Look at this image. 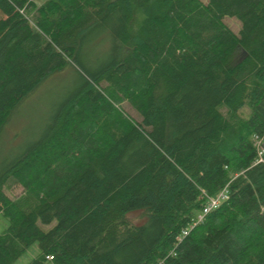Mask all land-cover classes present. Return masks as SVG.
I'll list each match as a JSON object with an SVG mask.
<instances>
[{
	"label": "trees",
	"instance_id": "16d2710c",
	"mask_svg": "<svg viewBox=\"0 0 264 264\" xmlns=\"http://www.w3.org/2000/svg\"><path fill=\"white\" fill-rule=\"evenodd\" d=\"M0 13V134L50 75L68 66L82 79L0 163V264L35 242L29 264H264L253 143L264 132V0H0ZM89 93L113 109L94 117ZM11 179L25 189L17 199L4 191ZM226 185L178 242L203 191Z\"/></svg>",
	"mask_w": 264,
	"mask_h": 264
},
{
	"label": "rangeland",
	"instance_id": "374dc122",
	"mask_svg": "<svg viewBox=\"0 0 264 264\" xmlns=\"http://www.w3.org/2000/svg\"><path fill=\"white\" fill-rule=\"evenodd\" d=\"M35 1L39 4L42 2V0ZM202 1L208 2V0ZM223 21L235 33H240L242 22L237 16H225ZM81 81L82 79L76 71L72 67L66 66L63 70L50 75L15 107L10 115L9 121L0 134V163L12 159L24 151L30 143L40 136L47 124L51 121L52 114L57 106ZM81 103L94 117H99L113 109L111 104L99 105L98 96L93 93H89ZM124 104V108L130 114L136 115L127 103ZM223 110H226V108H223ZM240 113L245 119L251 115L249 108L246 106L240 110ZM10 181L4 187V191L11 199H17L24 194L25 189L19 182L12 179ZM131 217L136 223H141L145 220V216L139 211L135 212ZM55 224V221L46 224L39 220L40 227L45 231L50 230ZM8 226L9 220L0 210V234ZM38 254L39 246L35 242L17 259L16 264H29ZM49 264L53 263L49 261Z\"/></svg>",
	"mask_w": 264,
	"mask_h": 264
},
{
	"label": "built area",
	"instance_id": "2783aa9c",
	"mask_svg": "<svg viewBox=\"0 0 264 264\" xmlns=\"http://www.w3.org/2000/svg\"><path fill=\"white\" fill-rule=\"evenodd\" d=\"M253 143L256 149V159L254 161L255 164L264 163V132L256 133L253 136ZM229 187L226 185L216 196H211L207 192L203 191L202 197L205 199V204L201 210L189 223V225L183 229L180 235L177 236V241L181 242L185 236H187L190 231L202 222L206 215L212 211L213 209L220 206V204L228 198ZM50 259L53 256H49Z\"/></svg>",
	"mask_w": 264,
	"mask_h": 264
}]
</instances>
